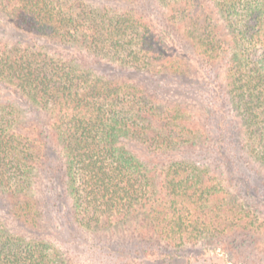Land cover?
I'll list each match as a JSON object with an SVG mask.
<instances>
[{
  "label": "trees",
  "instance_id": "16d2710c",
  "mask_svg": "<svg viewBox=\"0 0 264 264\" xmlns=\"http://www.w3.org/2000/svg\"><path fill=\"white\" fill-rule=\"evenodd\" d=\"M115 1L0 0V21L30 38L0 30V201L39 231L56 180L69 224L124 264H264V213L223 173L257 167L264 195V0ZM182 46L224 69L223 137L215 103L195 111L132 76L197 72ZM46 238L0 218V264H80Z\"/></svg>",
  "mask_w": 264,
  "mask_h": 264
},
{
  "label": "rangeland",
  "instance_id": "374dc122",
  "mask_svg": "<svg viewBox=\"0 0 264 264\" xmlns=\"http://www.w3.org/2000/svg\"><path fill=\"white\" fill-rule=\"evenodd\" d=\"M87 1L97 6L109 5L116 8L120 7V9L121 7H124V4H120L115 0ZM5 26L8 30L7 39H30L16 30L9 23L0 21L1 31L5 30ZM38 41L40 44H44V41ZM177 56L180 58L183 57L185 60L187 59L190 62H194L197 68L194 71L197 72H192L190 69L187 75L173 76V74L168 75L167 73L163 77L159 78L155 76L149 77L148 75L139 73L133 74L132 76L138 77V79L151 89L159 90L162 94L170 96V100L172 101L180 100L191 107H195L193 108L195 111L199 108L209 109L210 111V108L212 110V107L214 106L212 103H215L218 106L217 109L220 111H217L218 115L213 118L214 128L212 127L209 130V133L216 135L218 138L221 137V133L225 134L228 129H232L231 126L234 121V113L231 112L232 110L228 103L227 96L225 95V90L222 89L225 86L224 69L222 70L223 67L211 69L207 65H202L200 62H197L198 59L193 54L192 50L187 46H182L181 51ZM188 57H190V59ZM102 70L104 74L114 78L124 75L121 71L109 66H106ZM200 113L204 114L207 112L203 110ZM219 128L222 129V131L219 130ZM228 135L229 133H227L226 139H228ZM230 141H228V143ZM186 153L187 155L185 156H189V153ZM196 153L200 155L202 152L197 149ZM255 168L258 169L253 165H251V167H247L245 161H242L241 163L236 161V166L230 165L223 173L229 179L227 185L230 187L232 194L238 195L239 199L245 203L248 202L254 205H259L260 210L264 213V195H262L263 189L260 182V175L262 174L258 172V176V174L255 173ZM251 169L254 171H251ZM46 186L49 189L42 190L44 193L43 199L46 200V223L42 229L39 231H33L32 229L13 220L10 216L8 208H6L8 206L1 201L0 218L8 224H11L15 231L21 232L29 237H47L46 239L52 240L64 251L76 258L77 262L80 264H124L126 262V259H122L121 255L113 252L115 247L109 246V248H105L106 244L98 241L99 239L97 240L93 236L87 237L86 235L75 231L76 229L69 224L68 216L70 212V204L68 200L65 199L60 185H58L57 181L54 180V182L50 185H46L45 182L43 188ZM258 188H260L262 192H260ZM46 192H48V194H45ZM116 248L119 249L120 247L116 246ZM186 257L187 255L183 256L174 264L185 263ZM142 264L159 263H155L150 260H142Z\"/></svg>",
  "mask_w": 264,
  "mask_h": 264
}]
</instances>
